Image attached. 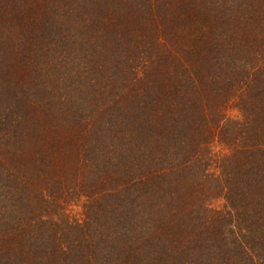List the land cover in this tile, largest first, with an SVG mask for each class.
Instances as JSON below:
<instances>
[{"label":"trees","instance_id":"obj_1","mask_svg":"<svg viewBox=\"0 0 264 264\" xmlns=\"http://www.w3.org/2000/svg\"><path fill=\"white\" fill-rule=\"evenodd\" d=\"M0 264H264V0H0Z\"/></svg>","mask_w":264,"mask_h":264}]
</instances>
